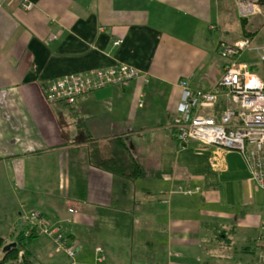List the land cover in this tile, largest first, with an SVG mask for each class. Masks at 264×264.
I'll use <instances>...</instances> for the list:
<instances>
[{"label": "crops", "instance_id": "0c3cea01", "mask_svg": "<svg viewBox=\"0 0 264 264\" xmlns=\"http://www.w3.org/2000/svg\"><path fill=\"white\" fill-rule=\"evenodd\" d=\"M27 1L30 11L17 1L0 0L4 244L22 231L11 212L21 220L30 205L48 226L66 234L77 264H258L264 259V220L248 215L258 190L241 157L195 141L178 142L174 128L184 89L215 90L230 62L218 55L221 44L248 36L264 47V6L261 15L242 23L233 0ZM117 40L122 43L114 46ZM116 64L139 70L148 83L139 79L126 88H104L73 106L46 104L50 80ZM78 122L101 144L124 136L139 177L128 181L93 167ZM191 149L198 158L188 155ZM215 155L218 168L212 167ZM246 229L257 230V242L245 237L237 245ZM34 240L36 264L69 261L50 235ZM220 249L222 255H209L221 254Z\"/></svg>", "mask_w": 264, "mask_h": 264}, {"label": "built area", "instance_id": "2783aa9c", "mask_svg": "<svg viewBox=\"0 0 264 264\" xmlns=\"http://www.w3.org/2000/svg\"><path fill=\"white\" fill-rule=\"evenodd\" d=\"M10 1L19 2L25 11L33 8L27 0ZM233 5L241 20L261 15L264 6L262 0H233ZM121 43L117 40L113 45ZM246 51L256 54L259 66L237 61ZM218 55L223 59L230 58V62L224 66L215 90H183L174 118L176 140L195 141L203 147H213L219 153H237L253 187L264 191V47L252 49V39L244 37L232 44H221ZM139 79L148 83L145 74L125 64L71 73L50 80L44 90V100L50 106H73L82 96L108 87L126 88ZM218 158L217 155L212 158L213 168L219 167ZM179 191L185 195L196 193L190 189ZM68 212L77 213L75 210ZM27 221L26 236L31 233L50 235L67 256V264H77L74 247L67 246L64 232L48 226L39 212L29 215ZM98 252L101 254V250ZM98 261L102 259L98 257ZM258 264H264V259Z\"/></svg>", "mask_w": 264, "mask_h": 264}, {"label": "trees", "instance_id": "16d2710c", "mask_svg": "<svg viewBox=\"0 0 264 264\" xmlns=\"http://www.w3.org/2000/svg\"><path fill=\"white\" fill-rule=\"evenodd\" d=\"M262 5H264V0H262ZM245 21L247 20H242V23ZM77 124L80 134L84 136L83 138L89 143L88 158L89 163L93 167L128 181L136 180L139 177V165L132 151L129 149L124 136L111 137L106 143L101 144L91 139V137L89 138L86 136L87 132L83 129L81 122ZM41 216L43 217L42 214ZM25 234L26 232L23 231L18 233L13 242L16 245L15 248H11L6 253H2V249L6 245L0 235V264H33L30 253L27 252L26 247L38 237V235L31 233L30 236H26ZM66 238L68 241L67 236Z\"/></svg>", "mask_w": 264, "mask_h": 264}, {"label": "rangeland", "instance_id": "374dc122", "mask_svg": "<svg viewBox=\"0 0 264 264\" xmlns=\"http://www.w3.org/2000/svg\"><path fill=\"white\" fill-rule=\"evenodd\" d=\"M253 45H254V43H252V46ZM254 46L258 47V48L262 47L261 45L257 46L256 44ZM252 59H254V61H252ZM239 61H241L239 63H247L248 65H253L254 64L256 67L259 66V61L257 59H255V58H253V55L250 54L249 52H244L242 54V56L240 57ZM208 114H210V113L208 112ZM188 152H189L188 155L192 156L195 159L198 158V156L194 152V149H191ZM28 206L29 207L24 210L25 213L23 214V219H21V220H18L17 219V215L14 212H11L13 222L15 223V225H16L15 227H16V230L18 232L21 231V230L23 232H26L28 227H29V222L27 221V217L29 215H31L32 213L38 212L36 210V208H30V205H28ZM14 211L17 212V210H14ZM248 215H253L254 217H258L259 219H263L264 220V191H256L254 193V196H253L252 200L249 201V203H248ZM0 230L3 231V233H7V230H6V228L4 226ZM263 230H264V226H263ZM262 232H264V231H260V234ZM239 235H240V237L236 241L237 245H240L241 242H242V239L245 238V237L249 238L250 240H253L254 243L257 242L258 235H257V230L256 229H254V230L253 229H246V231H244L243 234L241 233ZM35 245H36V240H34L33 243L27 247V249L32 252L31 261L34 264H36V253H35V250H33ZM216 251L210 253L209 255L211 256L214 253H215V255H222L224 253L223 250H221V249H220V253L221 254L216 253ZM0 256H1V249H0Z\"/></svg>", "mask_w": 264, "mask_h": 264}, {"label": "water", "instance_id": "95a60500", "mask_svg": "<svg viewBox=\"0 0 264 264\" xmlns=\"http://www.w3.org/2000/svg\"><path fill=\"white\" fill-rule=\"evenodd\" d=\"M15 244L12 243V244H7L3 249H2V253H6L7 251H9L11 248H15ZM11 264H14V263H11Z\"/></svg>", "mask_w": 264, "mask_h": 264}]
</instances>
